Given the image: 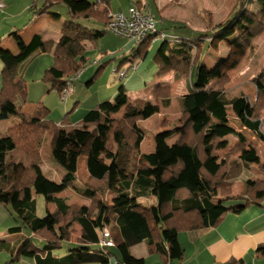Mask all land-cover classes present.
<instances>
[{"label":"trees","instance_id":"1","mask_svg":"<svg viewBox=\"0 0 264 264\" xmlns=\"http://www.w3.org/2000/svg\"><path fill=\"white\" fill-rule=\"evenodd\" d=\"M254 3L256 10L249 11L248 5ZM58 6L66 7L68 14L58 43L44 42L38 35L25 43L14 33L19 54L0 47L3 63L0 122L12 117L20 120L9 129L7 136L0 137V203L11 208L16 221V226L9 229L10 234L26 230L44 243L42 247L37 246L32 237H24L17 245L0 239V254L11 256L6 264L19 263L23 258L33 259L36 264H109L113 257H117L118 264H145L143 259H136L130 253L134 245L143 241L147 242L151 254H159L171 264L184 256L180 233L217 227L228 214H239L252 205H261L264 180L250 179L245 192L233 196L234 182L243 168L260 164L257 150L247 144L233 122L238 121L241 128L264 142L261 129L264 70L253 80L256 101L252 103L245 95L228 99L226 73L218 75L216 70L205 69L202 64L205 38H234V44L245 50L252 46V40L264 33V0H237L230 19L217 26L211 35L162 42L157 54L162 61L159 77L172 72L190 77L193 67H198V74L183 98L182 125L175 145L168 147L160 138L155 151L141 155L136 149L144 133L137 123L143 119V111L130 107L129 114L123 118L111 117L127 105L125 93L114 102H105L86 113L77 138L57 126L43 104L37 106L34 115L22 112L27 87L23 79L17 80V69L24 60L39 49L52 51L53 64L46 70L44 81L50 84L51 91L61 95L67 88L68 78L88 63L85 43L96 42L106 34L87 27L83 21L96 19L107 28L111 13L108 0H34L33 20ZM163 23L157 20L158 31H170ZM160 25L166 29L162 31ZM175 26L177 30L185 27ZM155 39L156 36H150L137 44L138 48L127 60L135 63ZM159 90L157 85L156 95ZM169 104L166 100L165 105ZM74 110L66 114L64 121L68 122ZM49 132L52 133V158L65 172L64 187L77 189L75 156L87 158L90 179L87 187L78 188L77 192L92 200L89 207L68 205L65 199L56 196L55 183L41 178L36 171L42 161L40 150ZM229 136H236L239 143L221 159L217 150L226 147ZM105 154L112 156L109 163L104 160ZM237 155L238 160H234ZM108 191L115 194L112 205L104 200ZM37 196L54 203L56 210L46 211L44 217H39ZM97 196L103 198L97 199ZM149 196L156 198V205L146 206L137 201ZM74 223L82 227V235L79 245L69 246L70 227ZM106 227L111 232L114 251L97 248ZM65 249V255L56 254Z\"/></svg>","mask_w":264,"mask_h":264},{"label":"rangeland","instance_id":"2","mask_svg":"<svg viewBox=\"0 0 264 264\" xmlns=\"http://www.w3.org/2000/svg\"><path fill=\"white\" fill-rule=\"evenodd\" d=\"M89 1L95 2L97 0ZM155 1L148 0L147 3L146 0H108V3L114 11L111 12L115 14L127 13L130 6H138L140 3L138 9L145 11L150 9L153 13L157 12V14L155 13L157 20L164 22L163 24L167 28L170 27L168 28L170 31L165 32L170 35L169 37L191 38H197L198 35H211L217 26L230 19L237 7V0H163L162 2L157 0L156 11ZM141 3L148 4L149 9ZM247 9L249 11L256 10V3L248 5ZM56 11L63 17H68L66 7H60V11L57 7ZM83 24L91 29L106 31V34L96 42H90L89 46L91 47L88 48L87 52L88 68L76 83L75 92L67 98V102H64L57 91H51L50 84L44 81L46 70L43 67L47 57H38L29 68L27 78H23L27 87V99L23 103V109L27 107L26 109L31 110L30 107L43 104L51 112L50 119L57 126L63 123L64 129L70 131V129L82 127V116L85 113L105 102H114L117 96L125 93L128 96L127 105L118 114L111 117L121 119L129 114L132 107H138L143 111L144 117L138 121L137 125L144 133V139L136 149L137 153L141 155L155 151L157 141L160 138L168 147L174 146L179 138V128L182 125L183 98L191 90L192 84L197 78L198 67H193L190 77L179 76L174 72L159 77L162 61L157 57V54L163 40H155L150 44L145 55L133 63L127 59L138 48L137 44L108 31L105 25L96 19L83 21ZM171 24L173 26H170ZM175 24H182L185 27H179L181 29L177 30ZM165 25H160V27H165ZM161 29L164 31L166 28ZM233 39H203L205 40V48L202 66L205 69L216 70L218 75L226 73V95L228 99L245 95L254 103L256 101V86L253 80L264 70V33L254 38L252 46L246 50L236 46ZM134 64H138L136 69L133 68ZM101 67L102 69L98 74L97 71ZM93 79L94 81L89 84ZM157 85H160V90L156 95L154 88ZM166 100L170 101L168 106L165 105ZM78 102H80L79 105L75 107ZM74 107L76 110L69 115L68 122L64 121L66 114L71 113ZM78 111L79 113H77ZM28 115L31 116L34 113ZM19 121L18 117L1 121L0 137L7 136L9 129L18 124ZM71 123L74 127L69 126L72 125ZM233 124L239 126L238 121H234ZM261 129L264 132V128ZM51 135V132L47 134L40 150L42 157L40 172H43L49 179L59 180L60 173L64 171L52 158ZM250 137L247 134L249 140L253 138ZM256 139L258 140V138ZM225 141L226 147L217 150V155L221 159L239 143L232 136ZM254 142L255 145L257 141ZM261 150L263 151L261 162L264 163V149L261 148ZM108 156L109 154H105L106 158L104 157L107 162ZM233 159L238 160V155ZM248 167L243 169H248ZM81 169L77 173L80 184H76L78 186L76 192L79 187H87L90 179L87 180L86 170ZM260 171L264 172V169L254 165L252 172L258 174ZM233 190L235 194L239 193L238 185L233 186ZM69 194L74 196L72 201L77 202L73 204L82 207L83 202L75 195L76 193L71 191ZM79 196L83 197L82 195ZM108 198L107 200L104 199L107 203L110 202V197ZM91 202L87 205L88 207ZM37 205L38 216L44 217L46 204L43 197L37 196ZM75 225L77 223L70 227L71 238L77 239L79 243V232ZM15 226L16 221L11 208L0 203V237H3L10 228ZM33 242L37 246H42L37 238H33ZM112 259H114L113 263L117 264V258L113 257Z\"/></svg>","mask_w":264,"mask_h":264},{"label":"crops","instance_id":"3","mask_svg":"<svg viewBox=\"0 0 264 264\" xmlns=\"http://www.w3.org/2000/svg\"><path fill=\"white\" fill-rule=\"evenodd\" d=\"M146 1L148 3V0ZM158 1L162 2L163 0ZM141 5L147 6L149 9L148 4L141 3ZM135 6L138 7L137 5ZM155 6L157 11V0L155 1ZM58 7L60 11V7L62 6ZM109 8L110 11L114 12L111 7ZM56 10L57 7L51 12L43 16L36 17L33 20L34 14L36 12V10L34 9V0H7L6 7L3 10H0V47L2 49L8 50L14 55H18L20 51L13 36L14 33H16L25 43H30L31 40L37 35L40 36L44 42L58 43L62 38V28L64 26V23L68 20V17H63V15ZM101 10H103V8H101ZM149 11L151 10L149 9ZM155 13L157 14V12ZM156 14L155 16L157 17ZM32 20L33 22H31ZM89 45L90 42L85 43L86 52H88V48L91 47ZM38 57H47L44 60L45 65L43 68H45V70H48L52 66L53 52H44L39 49L18 66L17 80L27 78L29 68L33 65ZM2 69L3 63L0 61V79ZM81 78L82 76L80 77V79ZM76 83L74 84L75 89ZM1 85L2 84L0 80V87ZM79 103L80 102L76 103L75 107L79 105ZM26 108L23 109V112L33 114L36 112L37 106L30 107L31 110H28ZM77 113H79V111ZM84 115L82 116V119ZM263 120L264 117L262 118V121ZM71 124L72 125L69 126L74 127L73 123ZM263 124L264 121L262 122V128H264ZM58 126L64 129L63 124ZM234 126L235 129L238 132L242 133L247 139V144L252 145L257 150L260 157V164L249 165L248 169H243L241 174L235 180L234 187L238 185L239 193L235 194L233 190V196H238L245 192L246 183L250 179L264 180V172L260 171V174L252 172L254 165L260 166L262 167V169H264V163L261 162V159L263 158V151L261 150V148L264 149V142L256 137V135L251 131L243 129L241 128V126H237L235 124ZM79 129L80 127L73 130L70 129V131H67L66 129L65 130L69 133H74L75 138H77ZM247 134L253 137H250L252 141L247 138ZM230 137L231 136L227 137V139H229ZM232 137L238 140L236 136ZM255 137L258 138V140ZM253 139L254 141H257L255 145ZM111 160L112 156L109 154L108 163ZM75 161L77 164V173L80 168H82L81 170L85 169L88 180L90 178V173L87 167V158L78 154L77 156H75ZM40 167V165L36 167V171L38 172V174L41 176V178H48L44 175L43 172H40ZM64 175L65 172H61L59 175V180H54L52 178L50 179L56 185V196L65 199L68 205H72L73 203H77L75 201H72L74 196L69 194L72 191L76 193L75 195L79 198V200L83 202L81 206L88 207L87 205L92 200L79 196L80 194L76 192L75 188L64 187L62 185V179ZM77 183L80 184L78 179ZM76 187L78 186L76 185ZM79 189L82 188L79 187ZM108 197H110V202L106 203L108 205H112L115 194L108 191L105 194L104 199L107 200L109 199ZM97 199H102V197L97 196ZM137 201L146 206L156 205L157 203L156 198L153 196L141 197ZM45 204L46 211H50L52 213L56 210V205L54 203L45 202ZM75 226H77L76 230L79 232L78 238H80L82 235V227L79 224ZM24 237H32L33 239V236L26 230L20 234H10L8 231L3 237H0V239L7 240L12 245H17ZM179 242L184 249V256L181 260L174 261L171 264H264V200L262 201L260 206L252 205L239 214H228L217 227L182 232L179 234ZM39 243L42 246L44 245V243L41 241H39ZM77 245H79L77 239L71 238L69 246ZM112 250L114 251L115 249L113 248ZM66 251L67 250L65 249V251H60L56 254L63 256L66 254ZM130 253L132 257L136 259H143L145 264H167L165 259L161 255L151 254L149 252V247L146 241L134 245L131 248ZM10 259L11 256L8 253L0 254V264H6L10 261ZM113 261L114 259H111L109 264H114ZM16 264H36V262L33 259L23 258L19 263Z\"/></svg>","mask_w":264,"mask_h":264},{"label":"built area","instance_id":"4","mask_svg":"<svg viewBox=\"0 0 264 264\" xmlns=\"http://www.w3.org/2000/svg\"><path fill=\"white\" fill-rule=\"evenodd\" d=\"M7 0H0V10L6 7ZM107 30L133 41L135 44H140L150 36H156L155 40L176 41L177 37H169L165 32H159L157 27V19L153 12L140 10L136 6L128 9L127 13L109 14V22ZM138 64H134L133 68H137ZM88 63L77 74L68 78L67 88L60 95L61 99L66 102L67 98L73 94L75 90L74 84L80 79L82 74L87 70ZM111 232L108 227L104 228L101 233V240L97 248L101 250L114 248Z\"/></svg>","mask_w":264,"mask_h":264}]
</instances>
